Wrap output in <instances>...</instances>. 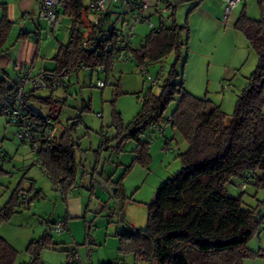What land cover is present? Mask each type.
I'll return each instance as SVG.
<instances>
[{
  "label": "trees",
  "instance_id": "1",
  "mask_svg": "<svg viewBox=\"0 0 264 264\" xmlns=\"http://www.w3.org/2000/svg\"><path fill=\"white\" fill-rule=\"evenodd\" d=\"M187 1L190 0H157L159 6L171 11V22L154 26L144 43L139 48H133L132 45L120 46L119 40L125 32L114 24L106 28L105 16L121 8L123 22L130 23L127 16L135 15L137 4L131 10L119 3L111 4L103 16L104 26L96 29L87 24L90 0H59V12L71 22L69 42L59 45L57 53L51 58L55 62L53 71H67L70 76L71 73L91 69L108 76L116 62L125 61L118 57L123 51L127 57L132 56L128 60L135 61L138 67L156 64L171 54L175 55L168 75L160 80L162 83H158H161L160 91L153 93L149 90L145 94L140 111L129 123L123 121L120 113L114 111L112 114L116 131L114 139L117 140L114 148L120 150L125 142L134 141L133 164L126 167L117 181L105 177L97 165L100 151L106 146L102 143L95 152L94 167L89 172L84 170L82 177L89 176L92 183L94 179H102L109 186H114L116 191L112 198L122 204L125 199L123 178L134 164L147 166L150 158V140L144 139L143 135L156 128H160L162 133L163 124L171 125L188 143L186 150L178 154L181 167L159 186L157 200L150 203L147 211L148 226L134 233L121 231L118 234V250L133 255L134 260L141 264H244L251 257H264V250L255 251L247 245L262 229L263 217L259 205L249 207L242 196L248 185L255 186L257 190L264 188V16L255 20L243 11L234 23V28L246 37L257 53L258 65L236 97L234 111L229 115L210 99L197 97L183 88L178 64L184 61L183 50L188 48L190 30L187 25L178 26L175 13L178 6ZM194 1L195 7L204 2ZM258 2L263 4L264 0ZM15 26L16 23L8 18L6 12L0 17V53L6 52L9 44L12 45L9 42ZM31 34L19 30L16 40L31 38ZM83 40L88 42L85 47ZM98 67H103L105 73H100ZM10 72L0 70V95L10 92L7 85L13 77ZM53 96L41 99L30 93L28 103L35 120L45 115L31 106V101L36 99L54 105L58 100ZM172 103L176 106L167 119L165 112ZM53 119L58 121L59 117ZM74 128L75 124H68L55 139L41 141L36 153L54 188H60L65 199L78 185V172L82 167L78 153L81 143L79 138H75ZM231 184H236L241 193L232 194L229 189ZM241 185L245 188L241 189ZM23 192L20 187L17 188L11 199L0 208V226L22 208ZM113 211L116 212L115 207ZM50 226L46 227L40 239L30 242L27 247L30 260L20 264H43L41 252L57 245ZM18 255L19 251L0 233V264H17ZM98 264L129 263L116 260Z\"/></svg>",
  "mask_w": 264,
  "mask_h": 264
},
{
  "label": "rangeland",
  "instance_id": "2",
  "mask_svg": "<svg viewBox=\"0 0 264 264\" xmlns=\"http://www.w3.org/2000/svg\"><path fill=\"white\" fill-rule=\"evenodd\" d=\"M217 1L221 2V0ZM206 2L195 7L196 1L190 0L181 3L177 8L175 18L178 26L187 25L190 30L188 48L183 50L184 61L178 64V70L182 73L180 79L184 84L183 88L188 90L185 83L194 78L196 83L193 86V95L210 99L231 115L235 108L236 97L258 65V55L241 32L235 31L236 35L225 37H222V34L228 32L229 27H233V23L243 11L251 19H261L264 16V3L260 4L258 0H243L230 12L226 20L228 27H225L223 22L218 24L202 13L210 1L206 0ZM116 9L120 14H117L118 17L112 16L109 25L116 23V27L123 29L125 35L131 34L132 47L139 48L152 30L150 24L136 22L130 15L127 16L130 23L125 24L122 9ZM170 13L171 11L165 15L168 17L167 24L171 22ZM61 19L57 38L61 43H65L69 37L71 21L66 16ZM152 20L155 26L160 24L157 15L154 14ZM87 24L91 26L88 20ZM41 37L42 53L45 55L56 41H51L46 33ZM43 61L45 62L43 58L39 60L40 63ZM174 61L175 55L171 54L162 62L151 64L149 74L153 79L162 74L166 77ZM113 66V71L108 76L93 72L91 69L78 71L79 74L71 73L69 97L61 91L34 92L36 97L41 99L51 97L54 93L53 97L59 103L56 102L53 105V103L33 99L31 106L42 115L59 117L58 121L56 120L59 125L58 130L63 131L62 129L68 124L70 126L75 124V138H79L78 141L81 143V150L78 153L82 167L78 172V185L71 190L66 199L61 191H58L59 189L54 188L39 164L37 155L17 138L16 127L9 122L6 115L0 113V155L2 152L7 154L5 160H2L0 156V208L11 199L13 192L19 187L25 191L21 200L23 198L31 200L30 207L22 206L0 226L3 237L19 251L17 264L30 260V254L27 251L30 242L40 239L48 225L62 218H66L69 223L73 222L74 236L69 231L61 233L52 231L53 241L58 244L41 252L43 264L57 262L63 257V247L71 245V249H74L76 244L77 248H85L86 264H98L100 261L121 258L118 254L123 257L120 260L124 259V256H133L118 250L120 246L118 234L123 229L119 215L113 211L115 202L111 201L107 191L101 189L95 182L92 183L89 176L82 177V172L92 170L96 163L95 152L102 143L106 146L100 151L101 158L97 165L104 172L105 177H111L117 181L126 167L133 164V150L136 146L134 141L125 142L120 150L114 148L117 140L114 139L116 131L113 127L112 114L114 111L120 113L123 121L129 123L140 111L142 97L149 90L158 93L162 80L159 85L152 87L146 74L139 70L135 61H119ZM37 68L40 67L37 66ZM226 70L228 79L223 83L220 77L223 78L222 75L226 73ZM10 73L13 74V71ZM100 75H102L101 79L107 82L103 88L97 86V78ZM175 106L176 103H172L165 112L167 119ZM163 128L162 133L155 129L143 135L144 139L150 140L148 164L147 166L134 164L123 178L125 199L122 203V213L125 223L135 228H144L147 225V211L153 201L152 198L161 183L180 169L181 162H179L178 154L188 147L186 140L174 132L171 125L163 124ZM36 193L40 195L35 196ZM232 193L237 195L241 191L235 188V192L232 191ZM242 196L249 207L259 205L260 215L263 217L260 234L247 245L251 249L264 250V188L257 190L255 186L248 185ZM71 199L73 214L66 216L67 205ZM103 205L105 207L102 209ZM58 217H60L59 220ZM87 234L95 240V244L91 245V254L88 253L85 239ZM72 238L76 239L72 240ZM82 250L79 249L80 252ZM261 260H264V257L254 256L247 259L244 264H262L258 263L264 262ZM133 261L135 260L127 262L133 263Z\"/></svg>",
  "mask_w": 264,
  "mask_h": 264
},
{
  "label": "built area",
  "instance_id": "3",
  "mask_svg": "<svg viewBox=\"0 0 264 264\" xmlns=\"http://www.w3.org/2000/svg\"><path fill=\"white\" fill-rule=\"evenodd\" d=\"M157 0H90L89 5L90 10L88 14V20L95 26L96 29H101L104 26V15L108 10V7L111 4H122L127 7L128 10H131L135 4H137V10L135 12L134 19L136 22H148L150 28L155 26L152 17L157 15L159 18V25H164L167 23L168 17L166 13H169L167 7H161L156 2ZM243 0H225V20H228L230 11H232L236 6H238ZM59 0H43L42 6L40 7L38 21L46 23L52 30L58 29L61 24L62 17L59 12ZM226 22V21H225ZM42 29L35 31V42L39 43L41 41ZM131 34L121 37L119 40L120 46H129L131 45ZM82 45L85 47L88 45L87 40L82 41ZM118 55L120 60H128L132 58L131 55H128L123 51ZM151 64H144L141 67H138L139 70L146 74L147 80L151 82L152 86L158 85L159 81L164 78V74L153 79L152 75L149 74V66ZM100 73H105L103 67H98ZM70 76L67 71L61 73H56L53 70L44 69V68H35L34 66L27 65L24 68L13 76L7 82L8 87H10V92L0 95V111L2 114L6 115L9 122L16 127V136L23 143L28 145L33 153L41 147V141L48 140L51 141L59 135L60 130H58V123L49 115L40 117V120H35L33 118V110L29 106L28 98L30 93L37 92L39 90H54L61 91L64 95L69 97L71 95L70 91ZM97 86L100 88L105 87V81L98 80ZM66 97V98H67ZM144 96L142 97V101ZM161 132L160 128H156ZM1 159L5 160L7 154L5 152L1 153ZM40 164V163H39ZM245 186L241 185V189H244ZM61 189L59 188L58 191ZM22 204H28V198L22 199ZM66 218H62L55 223L52 227L53 232L61 233L65 230ZM86 242L88 247V253L91 254V245L95 244V240L89 234L86 236ZM77 248L75 247L71 251H68V257L64 264L71 263H82L81 258L78 254ZM129 264H141L138 261H133Z\"/></svg>",
  "mask_w": 264,
  "mask_h": 264
},
{
  "label": "crops",
  "instance_id": "4",
  "mask_svg": "<svg viewBox=\"0 0 264 264\" xmlns=\"http://www.w3.org/2000/svg\"><path fill=\"white\" fill-rule=\"evenodd\" d=\"M42 1L43 0H0V4H4V6L0 5V17L6 12L8 18L16 23L15 30H14L13 34L11 35L10 42H9V43H12V45L9 44L8 50L6 52L0 53V70H2V69L11 70V71H13V76H15L21 70V68H24L30 64L32 66H34L35 68H37V66H39L40 68H44V69H49V70L54 69L55 62L51 58L53 57V55H55V53H57L59 45L67 44V42H69V37H68L67 42L61 43V41L57 38V34H59L58 30H59L60 26L55 31V30H52L46 23H44V22L40 23L37 20L38 15H39V11L41 9L40 7L42 6ZM209 1H210L209 5L208 6L206 5V7L202 13L206 14L208 16V18H211L214 21L218 22V24L220 22H223V25L225 27H228L227 21L225 20V12H224L225 7H226L225 0H221V2L217 1V0H209ZM204 2H206V0ZM236 7H238V6H236ZM114 9L115 8H112V10H114ZM117 14H119V12H117L115 10V11H112V13H109L107 16H105L106 17V28L109 27V23H110L112 16H117ZM112 24H114V23H112ZM114 25L116 26V23ZM38 29H42V31H41L42 34L46 33V35L49 36V39H51V41L52 40L56 41L55 45L53 47H51V49H49L48 52L45 53V55H44V53H42V47L43 46H42V44H40L42 42L40 41L39 43H36L34 40L35 33H36L35 31H37ZM19 30H26L30 33L32 32L31 38L16 40V36H17V33ZM47 30L49 32H51L52 35ZM227 30H228V32H224L222 34V37L232 35V34H233V36L236 35L235 31H237V30L234 28V25H233V27H229ZM69 33H70V31H69ZM42 58L45 59V62L43 61L40 63L39 60ZM81 71L82 70H80L79 72H81ZM227 73H228V71L226 70V73H224V75H222L223 78L220 77V79H222L223 83H224V81L226 82V80L228 79ZM101 76L102 75H100V77H98L97 79L103 80V79H101L102 78ZM188 82L189 81H186V83H185L186 87H188L189 92H191L193 94V92H194L193 86H195L194 84L196 83L195 79L192 78L190 80V82L189 83ZM235 188H236V184H231L229 186L231 193H232V191L235 192ZM237 188H238V186H237ZM38 192H40V191H38ZM232 194H234V193H232ZM39 195H40V193H36L35 196H39ZM110 199H111V201L115 202L111 195H110ZM30 201L31 200L28 199V204L27 205L22 204V206L30 207ZM72 202H73L72 199L70 200V202H68L69 204L67 205L66 216L73 214L74 208H73ZM21 203H22V200H21ZM60 217H58L57 219L59 220ZM54 224H55V221L50 226V232H51V228ZM65 228H66L65 232L69 231L74 236L73 222L72 223L67 222V225L65 226ZM74 239H76V238H72V240H74ZM56 244H58V243H56ZM75 246L77 248V244ZM71 248H72L71 245L69 247H67V246L65 248L63 247V249H64L63 250L64 251L63 257H61L57 262H54L52 264H64L66 259H67V256H68L67 251L71 250ZM79 249H83L82 250L83 253L80 252ZM263 249H264V247H263ZM253 250H255V249H253ZM76 252H78V254L81 258V262H82L81 264H86L87 263L86 262L87 256H86L85 248H79L78 247ZM118 256L123 258L121 254H118ZM121 258L113 259L112 261L120 260ZM132 259L134 260V256H132V257L124 256V259H122V260L127 262V261H132ZM261 261H264V260H261ZM24 262H26V261H24ZM24 262H22V263H24ZM258 263L264 264V262H258Z\"/></svg>",
  "mask_w": 264,
  "mask_h": 264
},
{
  "label": "water",
  "instance_id": "5",
  "mask_svg": "<svg viewBox=\"0 0 264 264\" xmlns=\"http://www.w3.org/2000/svg\"><path fill=\"white\" fill-rule=\"evenodd\" d=\"M91 181H93V180H91ZM94 182H95V184H98L101 187V189L107 191L111 196H114L115 191H116V189H115L114 186H109L102 179H100V180L94 179ZM158 193H159V190L156 191V193L154 195V198H152V200L154 202H156V200H157L156 198L158 196ZM115 209H116V212L115 213H117L119 215L120 222H121L120 225H122V229H123V231L125 233L126 232H128V233H134L135 231H137L139 229V228H135V227H133V226L128 225L127 223H125L124 215L122 213V204H120L118 201L115 202ZM146 224H147L146 226H148V223H146ZM153 264H158V263L154 262Z\"/></svg>",
  "mask_w": 264,
  "mask_h": 264
}]
</instances>
